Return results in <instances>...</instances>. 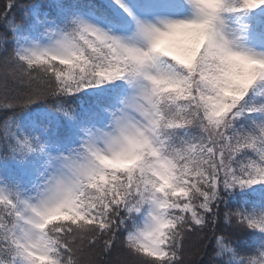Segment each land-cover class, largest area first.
Masks as SVG:
<instances>
[{
  "label": "snow or ice",
  "instance_id": "obj_1",
  "mask_svg": "<svg viewBox=\"0 0 264 264\" xmlns=\"http://www.w3.org/2000/svg\"><path fill=\"white\" fill-rule=\"evenodd\" d=\"M0 264H264V0H0Z\"/></svg>",
  "mask_w": 264,
  "mask_h": 264
}]
</instances>
